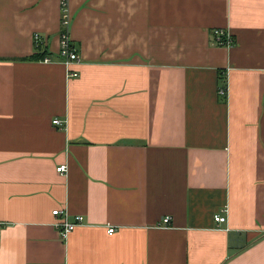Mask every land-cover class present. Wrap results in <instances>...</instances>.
Segmentation results:
<instances>
[{
	"label": "crops",
	"instance_id": "crops-1",
	"mask_svg": "<svg viewBox=\"0 0 264 264\" xmlns=\"http://www.w3.org/2000/svg\"><path fill=\"white\" fill-rule=\"evenodd\" d=\"M61 1L0 0V264H264V0Z\"/></svg>",
	"mask_w": 264,
	"mask_h": 264
},
{
	"label": "built area",
	"instance_id": "built-area-1",
	"mask_svg": "<svg viewBox=\"0 0 264 264\" xmlns=\"http://www.w3.org/2000/svg\"><path fill=\"white\" fill-rule=\"evenodd\" d=\"M61 6L64 10L63 16H62V26L68 27L69 24V17L66 14L65 6H66V0L61 1ZM214 41L218 46L230 48L234 45V39L232 35L224 30V29H213L212 31ZM42 41V37L39 34L34 35V44L35 47H39V44ZM60 55L64 58V62L66 64L78 60V53L76 49L72 46L71 41L69 39L68 32L66 30H62L60 33V49H59ZM44 62L49 61L48 57L44 56L42 59ZM77 73L74 71H68V76H76ZM224 89H220V93L224 94ZM53 124L62 125V121L59 119H53ZM67 170L66 164H61L56 167V171L59 173H64ZM51 214L55 217H58L54 225L57 227L58 230V236L61 239H65L68 232L71 231L77 224H79L82 221L81 215H74L73 219L69 221L67 219V213L65 211H61L60 209H53L51 210ZM225 217L220 214H214L213 220L217 222L224 221ZM169 221V217L164 216L161 219L162 223H167ZM113 231L112 227H108L106 229L107 233H111Z\"/></svg>",
	"mask_w": 264,
	"mask_h": 264
},
{
	"label": "trees",
	"instance_id": "trees-1",
	"mask_svg": "<svg viewBox=\"0 0 264 264\" xmlns=\"http://www.w3.org/2000/svg\"><path fill=\"white\" fill-rule=\"evenodd\" d=\"M43 57H44V55H43V54H40V55H39V58H40V59H42Z\"/></svg>",
	"mask_w": 264,
	"mask_h": 264
}]
</instances>
